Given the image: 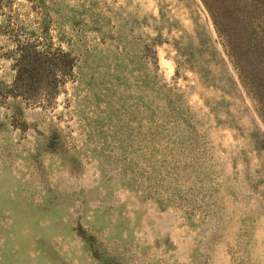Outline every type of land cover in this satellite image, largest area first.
Here are the masks:
<instances>
[{
    "label": "rangeland",
    "instance_id": "374dc122",
    "mask_svg": "<svg viewBox=\"0 0 264 264\" xmlns=\"http://www.w3.org/2000/svg\"><path fill=\"white\" fill-rule=\"evenodd\" d=\"M0 264H264V121L200 0H0Z\"/></svg>",
    "mask_w": 264,
    "mask_h": 264
},
{
    "label": "trees",
    "instance_id": "16d2710c",
    "mask_svg": "<svg viewBox=\"0 0 264 264\" xmlns=\"http://www.w3.org/2000/svg\"><path fill=\"white\" fill-rule=\"evenodd\" d=\"M210 16L215 32L224 40L240 79L258 105L264 121V0H244L240 23L249 28L241 41L225 34L223 0H200ZM235 19V12L232 13Z\"/></svg>",
    "mask_w": 264,
    "mask_h": 264
}]
</instances>
